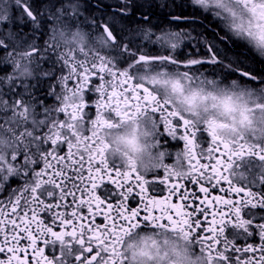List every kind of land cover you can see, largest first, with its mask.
<instances>
[{
	"label": "snow or ice",
	"instance_id": "1",
	"mask_svg": "<svg viewBox=\"0 0 264 264\" xmlns=\"http://www.w3.org/2000/svg\"><path fill=\"white\" fill-rule=\"evenodd\" d=\"M14 2L20 10L16 19L20 24L31 21L33 34L0 31L2 61L12 71L0 76V181L21 174L25 179L21 188L10 189L0 199V264H124L118 252L121 237L142 224L178 233L199 245L197 250L207 264H264V223L255 225L258 246L236 243L253 236V222L243 218L244 209L264 208V192L252 191L264 185V144L243 136L226 141L217 135V128L227 125L194 123L175 111L157 90L158 84L169 83L160 78L170 73L179 77L171 82L174 92L182 90L183 84H203L200 69L206 65L223 66L227 75L237 77L233 82L264 87V71L241 67L242 62L234 67L233 62L225 64L220 59V43L233 37V42L264 49V0H192L216 19L224 35L216 32L219 42L205 38L200 42L202 50L191 52L178 51L181 32L161 31L153 39V33L140 28L135 34L159 48L149 51L147 45L137 44L130 30L118 29L114 22L117 16L132 15V0H124L110 18L113 22L89 24L99 32L94 38L89 35L90 43L66 47L58 55L62 61L59 91L50 85L49 93L57 104L44 106L42 113L28 85L23 92L12 86L17 79L36 75L38 60L49 44L52 50L65 48L57 34L64 37L71 32L75 39L80 28L72 30L80 4L78 0H48L44 10L38 11L31 0ZM12 19L5 0L0 5V22ZM44 19L55 25L44 45H37L34 32L43 27ZM197 19L173 17L191 24ZM109 50L118 55H108ZM42 74L52 77L53 70ZM90 92L98 94L91 104ZM230 101L231 97L225 98L226 108ZM133 113H150L158 129L162 124L168 136L183 142L187 169L183 175H170V166L165 165L152 174L163 179L150 182L134 164L123 166L108 159V145L98 142L93 129L111 128L114 119L128 120ZM4 189L0 183V193ZM213 191L240 198L226 199L212 195ZM133 200L138 206L131 205ZM205 222L207 228L202 227ZM229 228L232 231L226 234Z\"/></svg>",
	"mask_w": 264,
	"mask_h": 264
},
{
	"label": "clouds",
	"instance_id": "2",
	"mask_svg": "<svg viewBox=\"0 0 264 264\" xmlns=\"http://www.w3.org/2000/svg\"><path fill=\"white\" fill-rule=\"evenodd\" d=\"M57 39L62 41V47L65 48L90 43L89 34L83 29L77 32L74 40L71 32L64 37L57 34ZM254 50L259 55L264 53V49ZM160 79H168L169 83L158 84V94L170 100L175 111L194 123L227 125L217 128V135L226 141L243 136L264 144V87H252L238 80L222 81L204 75L200 77V80L205 81L203 84L199 81L183 84L182 90L174 92L171 82L179 77L170 73V76ZM226 97H231L228 108L224 104ZM242 113L247 117L246 120H243ZM113 123L111 128L93 129L98 142L108 145L106 155L110 161L123 166L132 163L144 175H152L165 165L170 166V175H183L187 170L182 149L175 151L171 162H168V152L158 147V128L150 113H133L131 119H114ZM121 239L123 243L118 247V252L123 255L124 264H207L206 257L194 244L164 228L136 229Z\"/></svg>",
	"mask_w": 264,
	"mask_h": 264
},
{
	"label": "flooded vegetation",
	"instance_id": "3",
	"mask_svg": "<svg viewBox=\"0 0 264 264\" xmlns=\"http://www.w3.org/2000/svg\"><path fill=\"white\" fill-rule=\"evenodd\" d=\"M47 2L48 0H31V3L38 11H43V6ZM53 2H55V0H53ZM64 2L67 3V0H64ZM78 2L80 4V15L76 17V24L73 26V30L78 27L86 31L90 35V37H94L95 33L99 32L94 25L93 27H89V24L92 23L93 20L99 22L101 25L104 21L113 22L110 18L113 16V13L117 11L120 4H122L124 0H78ZM3 4H5V0H0V5ZM132 5V15L128 17L117 16L114 22L118 29L123 26L126 30H130L133 33L132 38L135 40V42L137 44H140L141 46L147 45L146 50L149 51H156L159 46L149 44L147 40L143 39L142 34H135L140 28L147 29L151 33H153V39L154 36L159 35L161 31L183 33L184 36L180 43L178 51L184 52H191L194 48L198 47L202 50V44L200 42L205 38H207L208 40H212L215 38L219 42V37L215 35L216 32H219L221 36L224 35L223 30L216 27V19L209 13H204L198 5L192 3V0H132ZM6 6L8 7L9 11L8 15L13 19L11 21L0 22V31L16 30L27 33L28 36H31L33 34L31 21H28L26 19V22L24 24L19 23V20L16 19V17L19 16L20 10L16 8L14 0H6ZM190 16H195L198 18L195 24L186 23L184 20H173V17ZM141 17H147V20L142 19ZM85 18H87V20H85ZM5 24L7 25V29H5L4 27ZM42 24L43 27L40 29H36L34 32L37 45H44L45 41L48 40V37L52 34L50 31H52L55 22H49L47 19H44L42 21ZM45 32H47V35H45ZM233 41H235L234 37L231 40L220 43V47L221 49H223L220 59H223L225 64L233 62V66L235 67L236 62H242L240 63L241 67L250 66L257 72L264 71V56L259 55L253 48L247 46L243 42ZM66 51V48L52 50L51 45L49 44L48 51L44 54L42 59L38 60L39 68L36 72V75L28 79H17L15 85L12 86L14 91L23 92L24 85H28L32 95L34 96L36 87H39L40 85H47L44 88V91L39 93L42 96L38 97L37 100L35 99L37 110L41 113L44 106L54 107L57 104L55 97L49 94L51 92L50 85L53 86L56 91H59L57 77L61 75L58 70L62 68V61L58 60V55ZM101 54H106L105 50H102ZM107 54L110 56L118 55L115 51L110 50L107 52ZM80 58L83 59V56H80ZM0 69H3V71H0V76H3L5 73H7L8 75L12 74L11 65L2 61V54H0ZM49 69L53 70V76H44L42 73ZM200 71L205 76L213 77L222 81L237 79L235 75H227L226 70L223 68V66L206 65L201 68ZM238 81L245 83V81L243 80ZM247 85L254 87L253 84ZM8 86V83L5 82V89H7ZM97 98L98 94L91 92L87 94V99L89 100L90 104ZM180 131H182V129ZM157 139L158 147L160 148V150L167 151L169 154L168 162H171L175 151L181 150L183 148V142H180L178 141V139H173L172 137L168 136V134L164 131L162 124L157 131ZM116 163L119 164L118 162ZM17 167H19V165H17ZM146 178L149 179L150 182L156 181L157 183L160 179H163L162 176L156 177L153 175H147ZM171 182L175 183L176 179L172 178ZM0 183H3L5 185L4 192L0 193V199H3L8 194V191L10 189L21 188L25 183V179L21 174L20 176H10L7 181H0ZM181 183H183V181H181ZM222 186L225 188L228 187L226 183L222 184ZM188 187L189 190H191L192 186L189 185ZM198 187L199 186L197 185L196 188L198 189ZM101 191H103V186H101V189L98 190V194ZM252 191L257 193L264 192V185L254 186L252 187ZM212 195H223L226 199L233 200L240 198L235 193L224 194L217 191H213ZM176 202L179 201L176 200ZM130 203L132 206H138L137 200L130 201ZM242 216L244 219L252 220L253 225L250 230L253 232V236L248 240H237V246H245L246 244H253L254 246H258L259 236L256 234L257 230L255 229V225L264 223V208H251V206H249L248 208L244 209ZM210 220L211 217L209 216L208 221ZM149 227L151 226L149 225L145 227L142 224L140 230H147ZM202 227L207 228L208 223L205 222L204 224H202ZM231 231L232 229L229 228L228 230H226V234L230 233ZM39 246L43 247V244L41 243L39 244ZM196 247L199 248V245H196ZM46 254H48V250H46ZM29 255H31L30 249ZM257 255H259V253H257ZM0 258L3 257L0 256Z\"/></svg>",
	"mask_w": 264,
	"mask_h": 264
},
{
	"label": "trees",
	"instance_id": "4",
	"mask_svg": "<svg viewBox=\"0 0 264 264\" xmlns=\"http://www.w3.org/2000/svg\"><path fill=\"white\" fill-rule=\"evenodd\" d=\"M47 85H40L39 87H36L35 88V95H34V97H35V99L37 100L38 99V97H41L42 95L41 94H39V93H41V92H43L44 91V88L46 87Z\"/></svg>",
	"mask_w": 264,
	"mask_h": 264
},
{
	"label": "rangeland",
	"instance_id": "5",
	"mask_svg": "<svg viewBox=\"0 0 264 264\" xmlns=\"http://www.w3.org/2000/svg\"><path fill=\"white\" fill-rule=\"evenodd\" d=\"M8 14H9V11H8ZM51 27V26H50ZM49 30V29H48ZM51 33H52V31H50ZM97 35H99V33H95V35H94V37L95 36H97ZM93 36H92V38H94Z\"/></svg>",
	"mask_w": 264,
	"mask_h": 264
}]
</instances>
